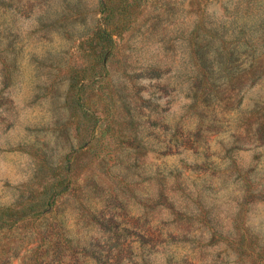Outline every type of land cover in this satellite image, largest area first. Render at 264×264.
<instances>
[{
    "label": "rangeland",
    "instance_id": "obj_1",
    "mask_svg": "<svg viewBox=\"0 0 264 264\" xmlns=\"http://www.w3.org/2000/svg\"><path fill=\"white\" fill-rule=\"evenodd\" d=\"M0 264H264V0H0Z\"/></svg>",
    "mask_w": 264,
    "mask_h": 264
},
{
    "label": "trees",
    "instance_id": "obj_2",
    "mask_svg": "<svg viewBox=\"0 0 264 264\" xmlns=\"http://www.w3.org/2000/svg\"><path fill=\"white\" fill-rule=\"evenodd\" d=\"M200 54V60L204 63L203 65L207 67V58H206V54H207V51L205 50V48H203L200 52H198ZM205 62H204V61ZM210 67V65H209ZM208 68V67H207ZM209 69V68H208ZM224 71V70H223ZM223 71H221L220 73H223ZM214 73V72H213Z\"/></svg>",
    "mask_w": 264,
    "mask_h": 264
}]
</instances>
